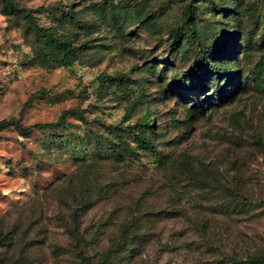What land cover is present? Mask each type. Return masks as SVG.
<instances>
[{"label":"rangeland","instance_id":"1","mask_svg":"<svg viewBox=\"0 0 264 264\" xmlns=\"http://www.w3.org/2000/svg\"><path fill=\"white\" fill-rule=\"evenodd\" d=\"M2 118L0 264L264 260V0H0Z\"/></svg>","mask_w":264,"mask_h":264},{"label":"trees","instance_id":"2","mask_svg":"<svg viewBox=\"0 0 264 264\" xmlns=\"http://www.w3.org/2000/svg\"><path fill=\"white\" fill-rule=\"evenodd\" d=\"M185 10L187 12V17L188 21H191L193 19V15L189 12V6L186 4L185 5ZM172 31L176 34V35H180V29L179 27L173 28ZM36 47L39 49H42L43 47H45L47 45V43H49L50 41H56L61 43L64 47H66L68 45V43L65 40H59L57 37H55L54 35H52L46 28H42L39 26H36ZM229 89H231V86H228ZM63 120V113H60L57 118L54 121H49V122H45L43 124H47V125H52V126H58L61 121ZM5 119H0V123L4 122ZM141 125L143 127V130H146L148 127L146 125V116H142L141 119ZM145 142H148V140H146ZM107 260V255H103L100 257L99 259V263L98 264H105ZM248 262L250 264H264V260H261L259 257L253 255L250 258H248Z\"/></svg>","mask_w":264,"mask_h":264}]
</instances>
